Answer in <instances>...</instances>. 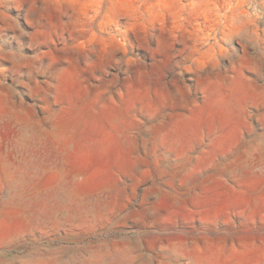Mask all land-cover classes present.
I'll return each instance as SVG.
<instances>
[{
  "label": "rangeland",
  "instance_id": "1",
  "mask_svg": "<svg viewBox=\"0 0 264 264\" xmlns=\"http://www.w3.org/2000/svg\"><path fill=\"white\" fill-rule=\"evenodd\" d=\"M0 264H264V0H0Z\"/></svg>",
  "mask_w": 264,
  "mask_h": 264
},
{
  "label": "clouds",
  "instance_id": "2",
  "mask_svg": "<svg viewBox=\"0 0 264 264\" xmlns=\"http://www.w3.org/2000/svg\"><path fill=\"white\" fill-rule=\"evenodd\" d=\"M85 7H87V5H85Z\"/></svg>",
  "mask_w": 264,
  "mask_h": 264
}]
</instances>
